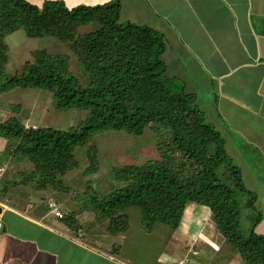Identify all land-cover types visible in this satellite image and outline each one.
I'll return each mask as SVG.
<instances>
[{
  "label": "trees",
  "instance_id": "1",
  "mask_svg": "<svg viewBox=\"0 0 264 264\" xmlns=\"http://www.w3.org/2000/svg\"><path fill=\"white\" fill-rule=\"evenodd\" d=\"M120 11L119 1L68 9L60 1L37 7L26 0H0V94L17 88L43 90L52 94L58 111L88 112L84 122L68 130L27 128L16 117L0 122L10 162L32 165L26 180L36 190L60 191L63 175L79 165L76 148L100 133L141 136L151 129L159 158L116 169L112 177L122 186L103 194L88 184L75 201H81L98 221L108 220L110 234L127 231L125 212L133 207L140 209L145 231L157 223L177 230L187 206L195 203L211 212L219 232L246 264H264V236L255 233L261 215L257 213L245 234L241 225L242 206L254 209L256 196L246 189L240 168L227 155L225 139L206 121L196 96L166 74L162 35L147 26L120 23ZM91 23L99 28L77 34ZM19 29L30 38L52 36L66 43L77 56L85 84L71 71L69 56L45 50L34 52L33 62H26L20 73H5V38ZM88 159L87 171L95 173L96 148L88 151ZM227 174L248 195L244 203L224 182ZM62 221L70 227L77 223L74 213Z\"/></svg>",
  "mask_w": 264,
  "mask_h": 264
},
{
  "label": "crops",
  "instance_id": "2",
  "mask_svg": "<svg viewBox=\"0 0 264 264\" xmlns=\"http://www.w3.org/2000/svg\"><path fill=\"white\" fill-rule=\"evenodd\" d=\"M26 1L37 7L60 1L68 9L119 1L120 23L159 32L166 74L196 96L206 121L225 139L227 155L256 196L255 208L245 210L248 230L259 212L255 233L264 236V0ZM8 145L0 137L6 166L0 182V264H246L211 212L195 203L187 206L177 230L160 225L150 232L108 233L106 246L80 224L78 213L79 229L67 226L64 204L47 200L49 190L34 195L32 183L18 184L17 174L29 164L10 162ZM51 202L62 217L51 212Z\"/></svg>",
  "mask_w": 264,
  "mask_h": 264
},
{
  "label": "rangeland",
  "instance_id": "3",
  "mask_svg": "<svg viewBox=\"0 0 264 264\" xmlns=\"http://www.w3.org/2000/svg\"><path fill=\"white\" fill-rule=\"evenodd\" d=\"M98 28V23H91L79 28L76 32L77 34H87ZM5 43L8 50L6 51L7 60L4 67L5 73L8 75L20 73L22 66L26 62H33L34 52L45 50L50 54H65L69 56L71 71L77 76L81 84H85V79L79 72L77 56L66 43L61 42L57 38L52 36L30 38L23 29H19ZM87 115V111L76 109L69 111L56 110L52 105V94L43 90L17 88L0 94V122L16 117L27 128L53 127L68 130L79 126L80 123L86 120ZM157 146V138L151 129H147L141 136H132L125 132L100 133L86 146L76 148L74 154L79 163L78 167L71 169L63 175V188L60 191L49 189V193H45V197L49 198L47 200L54 199L57 202L63 203V209L67 214L78 213L80 224L91 230V235L94 238L103 239L105 241L104 244L107 246L106 238L109 233V221H98L95 214L85 210L83 203L75 201V198L86 191L88 184L93 185L103 194H109L113 190H116L123 183L112 177L113 171L128 165H141L159 158ZM93 147L97 150V171L95 173H88L87 170L90 165L88 151ZM0 163H4V161L0 159ZM31 171L32 165L29 164L28 171L26 168L21 171L24 172L25 176H18L19 181L27 184L26 175ZM23 179H25L24 182ZM224 182L235 190L240 203H244L248 199L246 193L239 191L235 187V181L229 174L224 178ZM32 188V194H44L41 191H37L33 184ZM200 207L207 209L203 206ZM245 210L246 207L242 206L241 225L244 234L248 231ZM125 213L129 216V231L139 232L140 229H143L140 209L129 208ZM160 225L163 226L165 224H155L156 227ZM166 227L168 226L166 225ZM76 228L79 229V226ZM168 229L173 230L170 227ZM111 235L112 237L117 236L116 234ZM154 235H156L153 236L154 239L157 238L155 242L159 243L160 236L158 234Z\"/></svg>",
  "mask_w": 264,
  "mask_h": 264
},
{
  "label": "built area",
  "instance_id": "4",
  "mask_svg": "<svg viewBox=\"0 0 264 264\" xmlns=\"http://www.w3.org/2000/svg\"><path fill=\"white\" fill-rule=\"evenodd\" d=\"M5 172H6V166L3 165V163H0V182ZM49 207L51 209V212L55 214V216L57 217L63 216V213L61 212V210H59L58 205L55 202L49 203ZM1 226H2V223L0 222V227Z\"/></svg>",
  "mask_w": 264,
  "mask_h": 264
}]
</instances>
